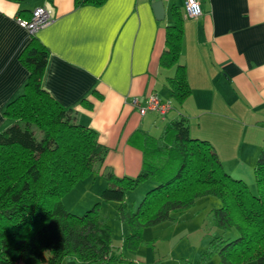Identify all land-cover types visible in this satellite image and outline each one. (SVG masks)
<instances>
[{
	"label": "crops",
	"instance_id": "crops-1",
	"mask_svg": "<svg viewBox=\"0 0 264 264\" xmlns=\"http://www.w3.org/2000/svg\"><path fill=\"white\" fill-rule=\"evenodd\" d=\"M156 1L163 4L161 20L153 9ZM184 1L2 0L0 131L13 123L4 109L22 93L29 74L19 53L36 37L48 51L43 89L70 109L77 123L93 129L97 141L107 148L91 173L99 179L105 181L106 172L118 177L137 175L142 151L133 143L135 133L153 135L158 121L165 125L181 115L192 137L213 146L229 175H234L228 169L237 161L240 166L255 164L264 150V0H199L202 12L197 17L184 16ZM38 7L49 9L52 20L31 33L17 18L30 19ZM175 11L183 18L179 60L190 87L180 107L167 85L175 65L160 63L165 28ZM150 93L170 102L164 119L153 111L140 115L131 104L134 98L143 103ZM235 152L239 158L228 159ZM234 176L244 179L242 174ZM152 243L145 240L139 252V247L121 251L111 247V260L91 264H188L196 259L173 255ZM61 264L82 263L69 259Z\"/></svg>",
	"mask_w": 264,
	"mask_h": 264
},
{
	"label": "trees",
	"instance_id": "trees-1",
	"mask_svg": "<svg viewBox=\"0 0 264 264\" xmlns=\"http://www.w3.org/2000/svg\"><path fill=\"white\" fill-rule=\"evenodd\" d=\"M103 0H77L99 4ZM183 18L175 11L165 28L164 66L175 65L167 80L170 96L180 107L190 94L185 65L180 62ZM29 74L23 91L6 104L12 119L0 131V264H82L112 259V230L101 219L99 202L82 215L69 212L62 197L73 185L94 173L107 148L96 132L75 121L71 110L59 105L43 89L48 58L45 46L31 37L19 53ZM133 143L142 151V166L134 177L104 175L100 193L116 202L119 219L127 225L126 246L145 243L142 230L165 221H177L198 198L214 196V225L236 236L212 237L198 258L188 264H264V150L253 167L256 190L229 175L213 146L192 137L181 115L168 121L158 136L135 133ZM142 182L154 184L137 209L125 201L128 190Z\"/></svg>",
	"mask_w": 264,
	"mask_h": 264
},
{
	"label": "rangeland",
	"instance_id": "rangeland-1",
	"mask_svg": "<svg viewBox=\"0 0 264 264\" xmlns=\"http://www.w3.org/2000/svg\"><path fill=\"white\" fill-rule=\"evenodd\" d=\"M164 123L157 122L151 133L159 135ZM242 155V154H241ZM240 154L235 152L228 159L234 160L239 158ZM246 158V155H242ZM238 160V159H237ZM231 165L228 170L234 175L242 174L244 181L252 193H255V177L253 165ZM231 175L234 178H238ZM99 175L91 174L84 179L77 181L73 187L63 197L62 201L66 209L76 215H82L88 209L92 208L95 203L99 202V214L106 224L112 230L111 247L116 251L126 248L125 237L127 234V225L122 222L117 214L116 202H105L97 194H100L106 181L99 179ZM93 179V181H92ZM246 179V180H245ZM248 179V180H247ZM101 184H103L101 186ZM154 184L142 182L135 188L128 190L125 194V201L130 209L136 210L146 192ZM220 205V200L214 196H204L198 198L194 205L191 206L177 221H165L159 224L146 227L142 230V237L146 241H153L152 244L157 249L167 251L170 249L173 255L182 257L189 256L198 258L200 253L206 248L212 237L223 235L225 237L236 236L234 230L222 231L221 228L214 225L212 219V209ZM143 247H139L141 251ZM218 258L213 257L211 263H217Z\"/></svg>",
	"mask_w": 264,
	"mask_h": 264
},
{
	"label": "built area",
	"instance_id": "built-area-1",
	"mask_svg": "<svg viewBox=\"0 0 264 264\" xmlns=\"http://www.w3.org/2000/svg\"><path fill=\"white\" fill-rule=\"evenodd\" d=\"M184 11V16L186 17L199 16L202 12L199 0H185ZM51 20V11L44 7L35 8L28 20L17 18L19 25L27 28L31 33L47 25ZM131 104L137 107L140 115H144L148 111H153L157 113L161 119H164L165 115L171 110L170 102L161 101L155 93L148 94L143 103H139L138 100L134 98L131 100Z\"/></svg>",
	"mask_w": 264,
	"mask_h": 264
},
{
	"label": "water",
	"instance_id": "water-1",
	"mask_svg": "<svg viewBox=\"0 0 264 264\" xmlns=\"http://www.w3.org/2000/svg\"><path fill=\"white\" fill-rule=\"evenodd\" d=\"M153 9L156 15V18L161 20L164 15V10H163V4L161 1H156L153 3Z\"/></svg>",
	"mask_w": 264,
	"mask_h": 264
},
{
	"label": "snow or ice",
	"instance_id": "snow-or-ice-1",
	"mask_svg": "<svg viewBox=\"0 0 264 264\" xmlns=\"http://www.w3.org/2000/svg\"><path fill=\"white\" fill-rule=\"evenodd\" d=\"M0 3H2V0H0Z\"/></svg>",
	"mask_w": 264,
	"mask_h": 264
}]
</instances>
